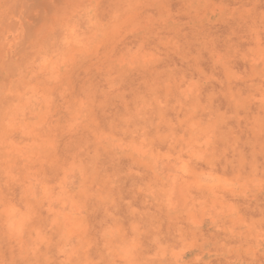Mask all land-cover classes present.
<instances>
[{
    "label": "rangeland",
    "instance_id": "374dc122",
    "mask_svg": "<svg viewBox=\"0 0 264 264\" xmlns=\"http://www.w3.org/2000/svg\"><path fill=\"white\" fill-rule=\"evenodd\" d=\"M0 264H264V3L0 0Z\"/></svg>",
    "mask_w": 264,
    "mask_h": 264
},
{
    "label": "clouds",
    "instance_id": "9594fccd",
    "mask_svg": "<svg viewBox=\"0 0 264 264\" xmlns=\"http://www.w3.org/2000/svg\"><path fill=\"white\" fill-rule=\"evenodd\" d=\"M262 3H264V0H261Z\"/></svg>",
    "mask_w": 264,
    "mask_h": 264
}]
</instances>
